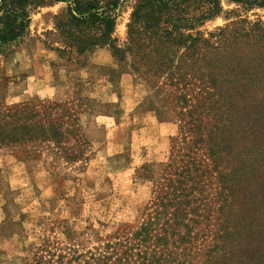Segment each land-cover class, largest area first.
I'll use <instances>...</instances> for the list:
<instances>
[{
	"label": "trees",
	"instance_id": "1",
	"mask_svg": "<svg viewBox=\"0 0 264 264\" xmlns=\"http://www.w3.org/2000/svg\"><path fill=\"white\" fill-rule=\"evenodd\" d=\"M125 1L0 0V52L26 36L35 10L64 3L66 24L58 28L68 46L77 54L108 46L118 64L163 79L178 109V135L142 221L105 236L92 229L46 235L27 264H246L237 258L240 247L264 240V193L252 191L264 189V23L236 19L203 32L198 27L223 13L221 0H136L120 46L112 34ZM229 1L264 8V0ZM38 107L8 110L0 142L53 141L68 159H79L53 139L62 136L53 120H37L41 110L49 117L68 108ZM198 240L211 241L201 260L191 253Z\"/></svg>",
	"mask_w": 264,
	"mask_h": 264
},
{
	"label": "rangeland",
	"instance_id": "2",
	"mask_svg": "<svg viewBox=\"0 0 264 264\" xmlns=\"http://www.w3.org/2000/svg\"><path fill=\"white\" fill-rule=\"evenodd\" d=\"M135 1L126 0L116 19L112 36L120 46ZM221 6L223 13L198 30L236 19L264 23V8L229 0ZM64 11V3L38 8L26 36L0 52V122L22 105L66 106L67 115L58 107L49 117L41 110L37 120H53L62 132L53 139L81 157L68 159L53 141L0 142V264H27L44 236L61 237L63 229L76 236L133 229L178 135L174 93L160 85L163 79L159 84L118 64L106 45L77 54L58 28L66 24ZM20 122L28 123L22 116ZM252 191L264 193L257 185ZM210 244L198 240L191 253L201 260ZM236 255L264 264V240H250Z\"/></svg>",
	"mask_w": 264,
	"mask_h": 264
}]
</instances>
